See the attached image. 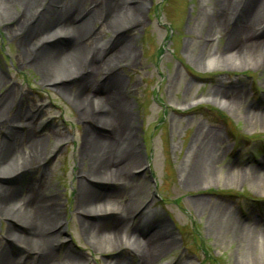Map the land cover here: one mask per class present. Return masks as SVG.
<instances>
[{
    "label": "rangeland",
    "instance_id": "1",
    "mask_svg": "<svg viewBox=\"0 0 264 264\" xmlns=\"http://www.w3.org/2000/svg\"><path fill=\"white\" fill-rule=\"evenodd\" d=\"M39 2L23 27L0 12V99L10 90L15 103L11 107L8 99L0 110V148L4 140H14L15 155L20 149L30 160L21 165L18 157L15 171H3L0 195L2 187L10 188L21 202L33 188L32 195L50 201L57 218L49 231L59 233L52 264H62L64 253L77 257V264H146L134 243L141 247L151 232L171 242L152 264H264L259 231L264 227V52L244 53L250 44H264V9L248 27L251 0H121L133 16L123 23L105 19L103 0H82L79 6L84 7L68 19L74 22L85 7L95 10L79 36L85 50L96 51L84 92L92 96L110 77L107 86L118 109L125 104L120 124L109 130L95 119L107 115L105 106L82 115L72 96L47 80V65L27 57L19 39L43 17L38 7L47 2ZM11 7L19 17L17 4ZM72 42L64 33L34 40L28 49L41 45L44 55L69 50ZM126 45L131 55L115 53ZM82 60L81 73L68 68L63 73L69 78L65 83L76 89L87 72L88 62ZM17 109L26 113L28 126L10 123L19 133L12 139L1 119ZM112 131L113 158L129 149L131 164L118 184L104 179L89 183L103 193L100 201H110L109 210L90 213L89 221L103 233L95 238L77 209L78 184L92 166L81 152L86 140L109 138ZM32 140L42 141L37 151L27 149ZM146 162L150 174L142 170ZM6 212L0 204V251H6L11 264H36L39 253L33 245L8 237L10 230L20 233L25 225ZM236 226L243 236L235 233ZM113 230L118 232L114 238L105 235Z\"/></svg>",
    "mask_w": 264,
    "mask_h": 264
},
{
    "label": "bare ground",
    "instance_id": "2",
    "mask_svg": "<svg viewBox=\"0 0 264 264\" xmlns=\"http://www.w3.org/2000/svg\"><path fill=\"white\" fill-rule=\"evenodd\" d=\"M38 1L39 0H0V12L2 13V15H9L11 20L14 19V24L18 23L19 26L23 27L26 21L24 19L27 18L29 11H31L36 6L35 4H37ZM40 1V4L42 3V1L44 3L47 2V6H44L43 9L41 8L42 6L38 7L40 8L38 11V15L43 14V17L41 16V20L39 18L37 22L34 23V25L25 28V31L23 32L24 34L19 39L23 48H25L26 53L28 52L27 57H31V61L33 63H41V67H46L47 65V70L45 74L47 76V80L58 83L62 90H64L65 92L67 91V93L71 95L72 98L75 100L76 105L78 106L79 111H81L82 115L91 112L94 113L96 105H103V107L105 106L103 109L109 110L108 112L105 110L107 115H105V117H100L96 115L95 119L99 123L108 125L109 130H112L111 127H113L114 130L121 122V116L123 115L121 108L125 104L123 103L118 109V102L115 101V98L117 97L111 96V92L108 90L109 87L107 86V84L109 83L108 81L110 77H108L106 82L102 84L103 86H97L95 88V91L93 93L91 92L92 96L89 95L90 93L87 94L84 92L87 83L90 82L91 70L94 68V65H92L91 61L96 60V51L94 52L92 50H85V47L79 44V40H81L79 36L81 32L86 29V24L90 21V18L94 16V8L85 10V7V11L83 10V12L79 16L77 14V19L74 20V22H71V20L68 19L69 13L71 14V12H74L75 9H80V6L84 7L83 5L79 6V3L82 4V0H70L69 4L67 5L63 4L62 0ZM221 1L224 4V0ZM10 2H12V5L17 4V6L19 7V17H17L16 13L13 12V8L11 7L12 5L10 4ZM103 2V7L101 9L105 19H119L120 21L122 20V22L124 23L125 21H127L128 18H133V16H131V14L129 13L130 8L125 9L122 6L121 0H103ZM2 5H7L9 7L7 9H3ZM263 9L264 0H251V4L249 6V9L247 10V15H245V20L248 23V27L252 20H254L255 15H258ZM47 10L54 12L44 17V14L47 12ZM88 28L87 31L89 30ZM263 32L264 29L262 33ZM64 33L69 36L70 40H73L72 46L71 48H69V50H56L52 52L47 51L43 55L39 51L42 47L41 45L36 47L37 50L33 48L28 49V47L32 45L34 40H48L58 36L59 34ZM232 43H234V40L232 41ZM263 45V43H260L259 45L257 43H253L252 45L250 44L249 47L245 48L246 51H244V53L245 55L248 54L250 56L255 55L257 53H263ZM115 53H117L118 55H120L121 53L131 55L132 51L131 48L126 45L122 47L121 51ZM103 54H105V51L100 52L99 57H101V55ZM112 56L113 55H111L110 57ZM82 58L84 60L86 59L88 62L86 69L87 72L85 73V75L81 76V86L76 89L73 87V85H68L67 83H65V81H67L69 78L63 73L65 70H67L66 68L74 69L76 71H79L78 73H81L83 71L81 66V62H83ZM58 63H60V65H58ZM54 64L57 67H55ZM8 99H10V106L12 107V105H14L15 103L13 100H11L10 90H8L1 97L0 103L2 105L0 106V110L3 104ZM118 99L120 100V98ZM122 102H124V100H121L119 102V105ZM217 103L222 105L225 104L223 101ZM13 112V115L8 116V114H5L3 116L5 119H1L2 123L8 124L7 127L9 129L7 130L11 132V135L13 136L12 139L15 138V135H19V133L18 130L13 128V126H15L16 128V125H10L18 122H24L25 125H18L17 128L21 129L24 126H28L26 113L22 109H17ZM103 120H106L105 122H108L109 124H106ZM19 132L23 131L21 130ZM24 136L25 137L23 138L26 139V136L28 135ZM114 136L115 133L112 131L109 135V138L108 136L106 138L104 137L97 139L91 137L89 138V140L85 141V148L83 152H81V155L83 157L89 158L92 166L88 169V176H85L78 184L76 194V201L78 205L77 209L81 214L82 225L84 226V228L91 229H87L88 235L94 236L95 238L100 237L103 233L99 231V227L97 224L89 221V216L91 215L90 213H104L105 211L109 210L107 205L110 203V201H100L99 198L102 196L103 193L100 190V192H97L93 187L90 186L89 183L92 182L91 180L104 179L105 181L109 180L114 184H118L119 182H122L126 179L125 168L131 164V160L129 157L131 150L129 149H125L120 158H113L111 153V146L114 141ZM115 138L117 139V137ZM3 142L4 143H2V146L0 148V176H2L4 170H13L12 167L17 164L16 160L18 157L22 159L21 165H26L30 163L28 156L25 155V153H23V151H21L20 149L17 153L18 157L15 155L16 146H14V144L16 143L14 142V140H4ZM28 142L29 141H27L26 143ZM208 144L213 145L211 144V141H209ZM208 144H206V146L204 147L211 150L213 153V147H210ZM41 145V140L36 142L32 140L31 143H28L27 149L28 151H37ZM262 174H260V176H262ZM261 179H264V174ZM1 191L2 193L0 195V204L3 209H7V217L25 225L24 227H22L20 233L13 232L10 230L8 232V237L14 239L16 242L22 237L25 241L33 245L32 249L36 250L37 253H39V261L36 264L54 263L56 254L54 253V256L52 254L54 251L53 246L59 240V233L52 234L49 231V225H51L52 218H57V216L54 214L55 211L52 210V208H49V204H47L49 200H44L36 195H32L33 192H36L33 188L32 190L30 189L29 196L22 199L21 202L18 199L17 192L13 189L2 187ZM22 207H24V209ZM26 214L27 216L25 217ZM223 220H225L224 225L227 226L229 223L228 218H223ZM113 226L115 227V224ZM45 227L48 228L44 229ZM236 227L235 233L238 235V237L243 236L240 228ZM245 228L249 229L248 226H246ZM259 229L260 235L264 236V227H261ZM117 233V230H113L105 235L110 238H114ZM126 241L128 240L126 239ZM22 242L23 241H20V243ZM134 244H136L134 248L138 251L137 256H139L141 260L145 261V263L147 262L149 264H152L156 259L154 258V256H159V254L163 250L167 249L171 245V242L161 239L160 234L156 232H151L148 238L144 240L143 245L141 247L139 241L135 242ZM8 259L9 256L7 255L6 251L1 250L0 264H11V262H8ZM60 261L62 264L79 263V259L77 257L68 253H64V255L61 256Z\"/></svg>",
    "mask_w": 264,
    "mask_h": 264
}]
</instances>
